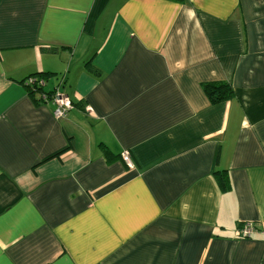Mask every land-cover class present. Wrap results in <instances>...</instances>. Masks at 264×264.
Returning a JSON list of instances; mask_svg holds the SVG:
<instances>
[{"label":"crops","instance_id":"obj_1","mask_svg":"<svg viewBox=\"0 0 264 264\" xmlns=\"http://www.w3.org/2000/svg\"><path fill=\"white\" fill-rule=\"evenodd\" d=\"M0 264H264V0H0Z\"/></svg>","mask_w":264,"mask_h":264},{"label":"trees","instance_id":"obj_2","mask_svg":"<svg viewBox=\"0 0 264 264\" xmlns=\"http://www.w3.org/2000/svg\"><path fill=\"white\" fill-rule=\"evenodd\" d=\"M46 76L47 75L43 74L31 75L22 82V85L25 87L28 95L33 99L34 102H38V100L40 101L43 95L50 97L52 94L46 93L43 90ZM29 78L35 79V82L33 84L27 83L26 80ZM40 82H42V85ZM201 88L211 105L229 102L235 97L229 82H206L201 84ZM213 177L221 191H225L229 188V180L225 172H215Z\"/></svg>","mask_w":264,"mask_h":264},{"label":"built area","instance_id":"obj_3","mask_svg":"<svg viewBox=\"0 0 264 264\" xmlns=\"http://www.w3.org/2000/svg\"><path fill=\"white\" fill-rule=\"evenodd\" d=\"M27 83L33 84L35 79L29 78L26 80ZM42 85V82H40ZM41 101L43 102H52L54 105L53 115L55 118L59 119L66 115V113L71 108L72 104L70 100L59 93H52L50 97L43 95ZM122 159L124 162L129 163L128 155L123 154ZM255 232L254 225L252 223H243L235 231V237L237 239H248Z\"/></svg>","mask_w":264,"mask_h":264}]
</instances>
